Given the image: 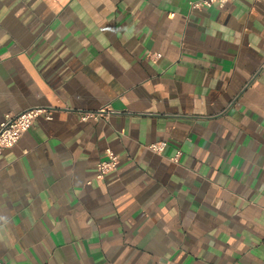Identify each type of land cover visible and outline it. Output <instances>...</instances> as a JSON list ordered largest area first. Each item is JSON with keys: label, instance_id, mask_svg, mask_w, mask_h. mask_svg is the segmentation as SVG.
Listing matches in <instances>:
<instances>
[{"label": "crops", "instance_id": "obj_1", "mask_svg": "<svg viewBox=\"0 0 264 264\" xmlns=\"http://www.w3.org/2000/svg\"><path fill=\"white\" fill-rule=\"evenodd\" d=\"M192 1L0 0V260L264 264V0Z\"/></svg>", "mask_w": 264, "mask_h": 264}, {"label": "built area", "instance_id": "obj_2", "mask_svg": "<svg viewBox=\"0 0 264 264\" xmlns=\"http://www.w3.org/2000/svg\"><path fill=\"white\" fill-rule=\"evenodd\" d=\"M229 0H195L192 1L193 8L212 7L214 4L224 5ZM150 56L154 59L161 57V53H151ZM53 107L35 106L30 107L20 112H7L3 119L0 120V154L7 148L14 146L26 131L30 129L34 121L40 116L45 115L48 119L53 118ZM114 112L108 106H102L95 111L84 112L81 115L83 120L90 117H103ZM167 145L166 141H156L148 145V148L154 152L162 153ZM177 155L173 157L177 159ZM119 164V155L111 148L105 150V157L97 163V178H104L106 174L117 169ZM0 264H7L6 261L0 260Z\"/></svg>", "mask_w": 264, "mask_h": 264}]
</instances>
